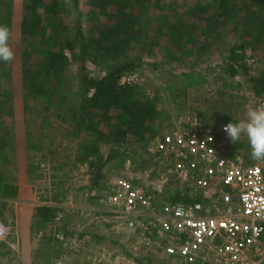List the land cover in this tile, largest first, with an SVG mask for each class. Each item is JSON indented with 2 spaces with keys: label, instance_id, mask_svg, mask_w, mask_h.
I'll use <instances>...</instances> for the list:
<instances>
[{
  "label": "trees",
  "instance_id": "16d2710c",
  "mask_svg": "<svg viewBox=\"0 0 264 264\" xmlns=\"http://www.w3.org/2000/svg\"><path fill=\"white\" fill-rule=\"evenodd\" d=\"M172 1L91 0L94 16L90 17L92 25L86 34L80 19L69 24L66 18L68 7L63 0H24L16 25L15 0H0V25H7L15 34L19 48L17 62L27 112L29 110L33 117L40 116L39 129L49 128L54 118L63 122L70 120L77 136L90 135L89 141L81 137L73 162L88 164L93 185L108 176L104 168L116 157L124 163L132 156L136 169L148 163L145 154L140 155L138 150H145L151 140L164 133L160 134L158 120L162 114L157 103L146 96L142 85L123 84L121 77L142 63V58H131L132 50L143 41L142 16L153 8H164ZM181 16L176 23L168 21L165 24L167 39L171 43L168 50L173 59L202 56V50L221 39L223 24H229L234 32L240 33L239 38L228 46L221 63L226 78H223L218 93L210 95L212 102L208 107L198 109L191 115L192 119L185 122L197 119L201 125L215 128L222 123L238 122L247 105L246 97L230 92L233 98L226 101L222 96L228 94V90L243 86L236 77L244 72L253 93L260 97L259 100L264 99V69L254 74L252 65L238 52L249 45L255 53L264 42V0H207L189 5L182 10ZM201 35H205L203 41H200ZM211 37L212 41L209 40ZM176 49L180 50V55ZM74 61L79 63V84L75 102H69L70 97L63 92L62 82ZM207 82L208 77L201 67L173 72L172 83L167 87L171 101L186 106L190 90H200ZM31 100L35 104L28 108ZM0 104L4 105L3 102ZM10 108L13 111L11 104ZM213 115L216 116L212 118ZM32 120L26 116V130L31 129ZM225 135L228 157L242 154L246 164L261 162L251 158L246 138L232 143ZM28 139L30 143L34 142L32 136ZM135 143L141 145L133 146L132 151L130 145ZM103 144L110 145L106 153H103ZM11 145L8 140H0V204L9 199L30 198L36 193L34 185L21 186L15 174L10 176L4 171L6 164L12 162ZM64 165L62 163L60 167ZM169 195L166 193L164 197ZM177 195L182 198L180 193ZM59 211L55 206L38 205L35 208L36 222L42 227L45 222L53 221ZM64 232L68 234L69 230Z\"/></svg>",
  "mask_w": 264,
  "mask_h": 264
},
{
  "label": "built area",
  "instance_id": "2783aa9c",
  "mask_svg": "<svg viewBox=\"0 0 264 264\" xmlns=\"http://www.w3.org/2000/svg\"><path fill=\"white\" fill-rule=\"evenodd\" d=\"M238 52L250 65L257 61L249 45ZM121 83L143 86L144 78L133 70ZM255 107H264V99ZM226 124L180 121L138 150L148 161L141 168L128 157L123 174L94 198L95 206L79 209L82 218L73 229L55 231L63 255H77L102 225L126 235V250L100 244L89 256L92 264H262L264 161L246 164L239 154L228 157ZM171 178L177 192L164 197ZM5 231L0 224V236Z\"/></svg>",
  "mask_w": 264,
  "mask_h": 264
},
{
  "label": "rangeland",
  "instance_id": "374dc122",
  "mask_svg": "<svg viewBox=\"0 0 264 264\" xmlns=\"http://www.w3.org/2000/svg\"><path fill=\"white\" fill-rule=\"evenodd\" d=\"M23 1L15 0L14 25H16L17 14L22 11ZM63 1L68 7L66 18L69 24L72 25L77 18L80 19L83 31L88 34L92 25L90 17L94 16L91 0ZM205 1L207 0H173L164 5V8H153L142 16L144 19L142 22L143 41L137 43L132 50L131 58L133 60H137L138 57L142 58L140 60L142 63L136 70L144 78L143 89L146 96L153 99L161 110L162 115L158 120L160 134L179 125L180 121H190L191 115L196 114L198 109L208 107L212 102L209 99L210 95L218 93L217 91L223 84V78H226L221 63L227 53L228 46L240 36V33L234 32L229 24H223L221 39L215 40L209 48L202 50V56L183 58L174 62L169 52H164L167 50L164 47L169 49L171 46L166 35V22L176 23L177 18L182 17L183 9L197 2ZM199 37L200 41L205 39V35ZM209 40L212 41V37ZM10 45L14 52V59L9 63L0 62V103L4 104H0V140L5 139L12 143L10 147L12 162L6 164L4 171L10 176L15 174L17 182L24 175L25 180L35 186L36 204L30 215L26 210H23L24 207L20 208L17 199H9L0 204V224L6 227L5 233L0 236V264L21 263L23 245H21L18 233L20 212L29 220L31 253L34 254L31 256V264H92L89 256L99 250L100 244L109 242L126 250V235L122 232L105 231L106 228L101 225L95 228V234L92 233L96 237L94 236L89 242L84 243L77 255L64 256L61 252L60 243L54 235L55 231L64 232L73 229L76 221L82 218L79 209L89 205L95 206L93 204L95 200L91 199L110 189L114 179L125 171V163L121 162L120 157L114 158L104 168L108 176L101 179L98 184H92V174L88 164L73 162L76 146L83 138L82 135L74 134L73 123L70 120L63 122L53 118L52 125L42 130L38 128L40 116L33 117L29 110L27 112V103L24 99L25 91L21 83V69L17 62L19 48H17L15 34L12 35ZM255 53L257 61L251 66V70L254 74H258L264 69V42L257 47ZM191 67L203 68L208 82L200 90L191 89L187 105L182 107L171 101L167 87L172 83L173 72ZM79 73V63L74 61L62 82L63 92L70 97L69 102L76 100L75 92L79 84ZM236 79L242 82L243 86L240 89L228 90L229 92H226L228 94L222 96L223 99L229 101V98H233L230 92L238 93L241 98L246 97L248 106L255 107L260 97L251 90V84L248 83L244 72H241ZM239 96L235 98L236 105ZM10 104L13 111H11ZM32 104H35L32 100L28 102V108ZM169 115L170 118H168ZM26 116H28V120L33 118L29 130H26ZM214 116L216 115H213L212 118ZM244 118L245 110L242 113V119ZM30 136L33 138V143L29 142L28 137ZM90 138L89 134H84L85 141H89ZM35 144L37 147H33V145L36 146ZM139 145L141 143L130 145L131 150L133 151V146L139 147ZM109 149V144L102 145L103 153ZM121 150L124 152L126 148H121ZM239 155L243 158L242 154ZM243 162L245 163L244 158ZM62 163L65 165L60 167ZM171 179L166 184L167 191H170L169 194L175 191L177 185L173 181L174 178ZM41 204L58 207L59 212L64 213V217L58 220L55 216L53 221L45 222L41 227L36 222L35 216V208ZM38 230L43 232L41 237L38 236Z\"/></svg>",
  "mask_w": 264,
  "mask_h": 264
},
{
  "label": "clouds",
  "instance_id": "9594fccd",
  "mask_svg": "<svg viewBox=\"0 0 264 264\" xmlns=\"http://www.w3.org/2000/svg\"><path fill=\"white\" fill-rule=\"evenodd\" d=\"M12 32L7 25H0V62L9 63L14 59L10 46ZM223 131L232 143L245 137L251 150V158L264 161V107L245 106V118L236 123H228Z\"/></svg>",
  "mask_w": 264,
  "mask_h": 264
},
{
  "label": "crops",
  "instance_id": "0c3cea01",
  "mask_svg": "<svg viewBox=\"0 0 264 264\" xmlns=\"http://www.w3.org/2000/svg\"><path fill=\"white\" fill-rule=\"evenodd\" d=\"M164 48L167 49V50L164 49L165 53H167V51L169 52L167 47H164ZM173 49H175V48H173ZM177 49H178V47H177ZM177 53H178V55H180V50H177ZM193 57L194 56L180 57L178 59H173V61L177 62L179 60H182L183 58H193ZM21 154H22V152H21ZM22 176L19 178V182H18L21 186L32 185L29 183V181L25 180L24 175H22ZM35 197H36V193H35V195H33L30 198L20 197L17 199V202L20 203V208L22 209L24 207L25 209H23V210H26L29 215L31 214V212L33 210V206H35V204H36L35 203ZM28 204H30V206H28ZM18 227H19V230H18L19 240L21 242V245H23V251H21L22 260H21V263H19V264H31V256L34 254L31 253L29 220L26 217H24L23 213H21V212L19 213ZM104 228H106L105 231L110 230L111 232L113 231L112 229H114L112 227H104ZM262 264H264V262H262Z\"/></svg>",
  "mask_w": 264,
  "mask_h": 264
}]
</instances>
